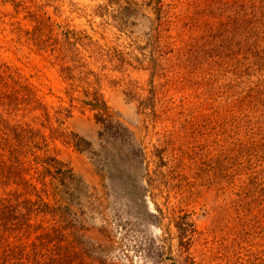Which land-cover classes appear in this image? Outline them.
Masks as SVG:
<instances>
[{"label":"rangeland","instance_id":"obj_1","mask_svg":"<svg viewBox=\"0 0 264 264\" xmlns=\"http://www.w3.org/2000/svg\"><path fill=\"white\" fill-rule=\"evenodd\" d=\"M131 1L137 7L122 11L113 4H128L119 0H57V16L48 10L62 29L87 34L102 49L84 84L68 81L49 51L13 42L9 31L0 34V65L19 71L53 126L72 134L78 146L58 143L53 154L78 179L68 189L73 196L58 205L67 207L56 220L65 230L54 243L76 264H248L249 250L263 245L254 243L261 225L252 220L256 213L235 205L232 193L245 174L264 169V96L248 89L257 78L239 88L217 58L209 75L184 70L171 27L190 0H164L162 29L151 0ZM0 9L11 11L1 3ZM196 23L182 22L187 44H195L189 36L198 35ZM96 97L110 109L111 128L92 110ZM219 117L228 119L220 124ZM122 128L129 137H119ZM230 140L249 150L233 168L229 154H214ZM49 146L55 147L51 140ZM223 164L225 179L218 173ZM51 247H39L42 263Z\"/></svg>","mask_w":264,"mask_h":264},{"label":"trees","instance_id":"obj_2","mask_svg":"<svg viewBox=\"0 0 264 264\" xmlns=\"http://www.w3.org/2000/svg\"><path fill=\"white\" fill-rule=\"evenodd\" d=\"M56 1L0 0L2 7L11 8L9 12L0 9V34L9 31L16 38L13 42L26 41L40 51H49L59 62L68 81L84 84L94 74L90 69L91 60H95V55H100L102 49L89 35L62 29L54 18L59 12ZM119 1L128 4H113L121 11L137 7L131 0ZM188 5L190 9L184 12L185 16L181 13L173 17L171 27V31L177 34L173 43L174 53L181 55L184 70H193L197 76L209 75L206 71L216 65L212 58H217L224 61L225 72L236 76L239 88L243 80L257 78L251 84L254 88L248 86V91L253 89L264 96V0H190ZM166 6L164 0L150 1L160 29L164 26L160 18ZM49 9L54 10L55 16L48 12ZM224 10V18L217 19L220 11ZM185 18L198 24L194 31L198 35L189 36L195 39V44L190 39V44H187L181 32ZM18 72L7 64L0 65V264H76V257L66 253V248L54 240L65 230L57 219L67 207L58 205L66 195L73 196L68 194V189L77 185L78 179L53 154H57L58 143L77 150L78 146L72 134L53 126V117L47 106L37 91L23 82ZM91 103L92 110L101 114L97 120L103 128L115 125L105 102L96 97ZM226 119L219 117L216 121L223 124L220 121ZM122 130L124 132L119 133V137H129L125 134L127 130ZM43 131H48L49 135H44ZM49 140L55 146L52 149ZM218 148H214V154H229L227 163L231 168L240 164L244 154L249 153L248 149L238 150L233 140ZM139 154L145 153L140 151ZM245 157L249 164L250 155ZM225 170V164L220 166L218 173L223 179L226 178L222 174ZM253 171L245 174L232 195L236 197L235 205L248 215L256 213L252 220L261 225L256 227L260 232L256 234L254 243L258 240L263 245H253L257 249L249 250L247 263L264 264V169L259 173ZM46 217L53 220L46 221ZM80 231L84 232V229ZM32 237L35 241L29 243ZM40 246L42 249L52 246L44 263L40 260Z\"/></svg>","mask_w":264,"mask_h":264}]
</instances>
